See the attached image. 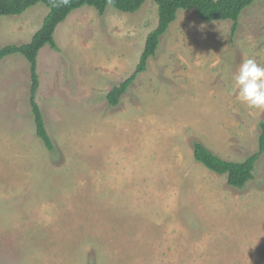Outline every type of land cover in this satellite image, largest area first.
Returning <instances> with one entry per match:
<instances>
[{"label": "rangeland", "instance_id": "rangeland-1", "mask_svg": "<svg viewBox=\"0 0 264 264\" xmlns=\"http://www.w3.org/2000/svg\"><path fill=\"white\" fill-rule=\"evenodd\" d=\"M48 8L0 17V47L25 43ZM135 12L82 7L37 56L36 102L55 151L36 134L30 70L0 60V264H264V152L243 188L193 156L258 151L264 111L237 99L233 77L264 67V0L232 22L179 10L145 71L116 106L110 89L135 69L157 25Z\"/></svg>", "mask_w": 264, "mask_h": 264}, {"label": "trees", "instance_id": "trees-1", "mask_svg": "<svg viewBox=\"0 0 264 264\" xmlns=\"http://www.w3.org/2000/svg\"><path fill=\"white\" fill-rule=\"evenodd\" d=\"M147 0H116L113 8L122 12H135ZM157 6V25L146 36L145 45L141 52L139 61L134 71L123 81L114 85L106 94L107 102L116 106L120 97L127 92L136 76L145 71L149 59L155 56L161 38L167 32L170 24L176 19L177 13L182 9H193L196 16L202 21H224L232 22L230 34L234 35L239 25V18L242 12L253 3L261 0H151ZM108 0H70L68 7L53 8L49 0H0V17L19 15L28 8L42 3L48 8L39 29L25 43H9L0 47V60L7 55L14 53L21 54L29 63L30 86L28 104L31 109L36 134L44 146L54 152L55 147L49 135L44 120V115L36 102V91L39 86L37 74V56L40 49L48 45L58 51L54 39L56 27L76 9L82 7L94 8L99 14H103L107 7ZM260 133L258 136V151L247 156L243 161H229L211 152L199 142L193 143L194 159L200 162L210 171L218 174H225L228 184L237 188H243L253 178L255 161L258 155L264 152V119L259 123Z\"/></svg>", "mask_w": 264, "mask_h": 264}, {"label": "clouds", "instance_id": "clouds-1", "mask_svg": "<svg viewBox=\"0 0 264 264\" xmlns=\"http://www.w3.org/2000/svg\"><path fill=\"white\" fill-rule=\"evenodd\" d=\"M53 8L68 7L70 0H49ZM116 0H108L107 7L112 8ZM238 101L249 109L264 111V67L255 59H245L233 77Z\"/></svg>", "mask_w": 264, "mask_h": 264}]
</instances>
